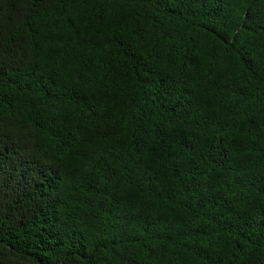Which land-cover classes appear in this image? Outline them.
<instances>
[{
  "label": "trees",
  "instance_id": "trees-1",
  "mask_svg": "<svg viewBox=\"0 0 264 264\" xmlns=\"http://www.w3.org/2000/svg\"><path fill=\"white\" fill-rule=\"evenodd\" d=\"M0 264H264V0H0Z\"/></svg>",
  "mask_w": 264,
  "mask_h": 264
}]
</instances>
